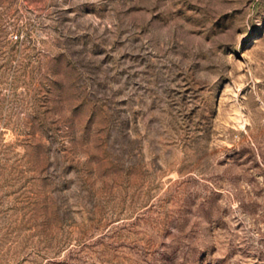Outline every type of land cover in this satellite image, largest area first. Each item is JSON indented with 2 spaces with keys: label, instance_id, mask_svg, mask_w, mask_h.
Listing matches in <instances>:
<instances>
[{
  "label": "rangeland",
  "instance_id": "374dc122",
  "mask_svg": "<svg viewBox=\"0 0 264 264\" xmlns=\"http://www.w3.org/2000/svg\"><path fill=\"white\" fill-rule=\"evenodd\" d=\"M0 264H264V0H0Z\"/></svg>",
  "mask_w": 264,
  "mask_h": 264
}]
</instances>
